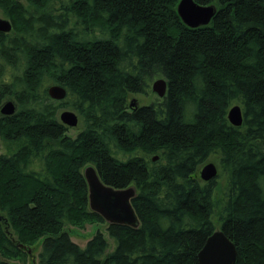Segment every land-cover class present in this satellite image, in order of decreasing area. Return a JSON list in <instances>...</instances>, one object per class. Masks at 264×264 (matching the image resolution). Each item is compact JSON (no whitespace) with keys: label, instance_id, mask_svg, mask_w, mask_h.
<instances>
[{"label":"trees","instance_id":"obj_1","mask_svg":"<svg viewBox=\"0 0 264 264\" xmlns=\"http://www.w3.org/2000/svg\"><path fill=\"white\" fill-rule=\"evenodd\" d=\"M195 1L217 6L209 25L188 27L180 0H0L13 26L0 32V105L16 104L0 116V264L39 245L35 264H199L219 229L238 264H264V0ZM157 76L165 97L129 102ZM235 104L241 126L228 119ZM66 108L81 118L75 137ZM210 157L224 184L200 178ZM89 165L136 189L138 226L91 209ZM93 223L113 250L100 230L72 240L71 226Z\"/></svg>","mask_w":264,"mask_h":264},{"label":"water","instance_id":"obj_2","mask_svg":"<svg viewBox=\"0 0 264 264\" xmlns=\"http://www.w3.org/2000/svg\"><path fill=\"white\" fill-rule=\"evenodd\" d=\"M218 8L214 4L202 5L195 0H180L177 12L182 21L191 28L209 25ZM12 23L8 18L0 17V32L12 31ZM153 91L160 98L165 97L168 90V82L164 77L156 79L152 84ZM48 94L55 100L66 97L67 91L58 84L48 87ZM3 115H12L16 111L14 101L8 100L1 107ZM60 120L69 127L79 124V115L70 109L60 112ZM229 121L235 126L243 124L244 115L242 107L238 104L232 106L228 113ZM85 178L89 185V204L93 211L101 214L109 223H119L138 226L139 219L132 205V198L136 194L133 186L126 188H114L105 184L100 178L95 166L89 165L84 170ZM218 175V167L210 162L201 169L202 180L208 182ZM199 264H238V251L234 242L223 230H216L206 241L198 254Z\"/></svg>","mask_w":264,"mask_h":264},{"label":"rangeland","instance_id":"obj_3","mask_svg":"<svg viewBox=\"0 0 264 264\" xmlns=\"http://www.w3.org/2000/svg\"><path fill=\"white\" fill-rule=\"evenodd\" d=\"M0 17L2 18H6L3 13L0 11ZM161 78L159 76L155 77L152 79L151 81V88L147 93H134L131 94L129 96V102L131 103H135L137 105H145V104H150L154 101H156L157 99H160V97L157 95V93H155L152 89V84L153 82L158 79ZM8 100H12L11 98H7L3 101V103L0 105V110L2 105L8 101ZM15 103V102H14ZM16 105V104H15ZM66 109H70L73 110L71 108H66ZM63 109H61L62 111ZM2 115L1 111H0V116ZM82 129V122H81V118L79 117V124L76 127H70L69 128V135H71L72 137L77 136V134L79 133V131ZM6 151L5 146L0 138V154L4 153ZM213 162L216 164V166L218 167V175L215 177L217 178V180L219 182H221L222 184L225 183V179H226V175L223 174V171L218 163L217 158L215 157H210L208 158L200 167L199 170V175L201 178V169L203 168V166L207 163ZM202 179V178H201ZM70 229L72 230L71 233V238L74 242L78 243L81 246H85L87 244V242L100 230L101 232H103V234L105 235V237L107 238V240L110 243V247L108 249V251H111L114 249L115 247V241L112 237H110L108 231H107V224H97V223H93V224H87L84 228H77V227H73L71 226ZM43 239H41L40 243L42 242ZM41 250V245H39V247H37L36 252H34V256L30 257L28 259V262L23 263L20 260H14L15 264H35L38 261V256H39V252Z\"/></svg>","mask_w":264,"mask_h":264},{"label":"flooded vegetation","instance_id":"obj_4","mask_svg":"<svg viewBox=\"0 0 264 264\" xmlns=\"http://www.w3.org/2000/svg\"><path fill=\"white\" fill-rule=\"evenodd\" d=\"M135 105V104H134ZM131 108H133V105H130Z\"/></svg>","mask_w":264,"mask_h":264},{"label":"bare ground","instance_id":"obj_5","mask_svg":"<svg viewBox=\"0 0 264 264\" xmlns=\"http://www.w3.org/2000/svg\"><path fill=\"white\" fill-rule=\"evenodd\" d=\"M153 89V88H152Z\"/></svg>","mask_w":264,"mask_h":264}]
</instances>
